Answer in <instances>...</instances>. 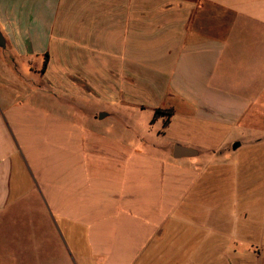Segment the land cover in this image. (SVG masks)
I'll use <instances>...</instances> for the list:
<instances>
[{
  "label": "crops",
  "instance_id": "0c3cea01",
  "mask_svg": "<svg viewBox=\"0 0 264 264\" xmlns=\"http://www.w3.org/2000/svg\"><path fill=\"white\" fill-rule=\"evenodd\" d=\"M0 30V230L48 264H264V0H0Z\"/></svg>",
  "mask_w": 264,
  "mask_h": 264
},
{
  "label": "rangeland",
  "instance_id": "374dc122",
  "mask_svg": "<svg viewBox=\"0 0 264 264\" xmlns=\"http://www.w3.org/2000/svg\"><path fill=\"white\" fill-rule=\"evenodd\" d=\"M209 184L210 185L207 186L206 193L210 195L209 197H206V200H205L207 206L212 205L213 203L212 193H213L214 182L211 181ZM238 193L240 196L241 193L239 191ZM208 194L206 195L208 196ZM206 219H207V222H213V216L210 214V212L208 213V217ZM13 223L14 224H12L11 227L0 230V251L5 250L4 253L6 254L9 253L15 256L19 255L21 254L20 244L24 242L25 244L28 243L29 245L28 255H29L30 260H33L35 255L40 253L39 256L41 257V259H44L45 261L47 260L48 261L47 264L50 263L51 257H53L55 253L54 251H52L51 247H47V248L37 247L36 242L38 240L34 242V239L37 238L38 234L33 233L34 228L33 226H31L32 224L30 223L22 224L23 223L22 216L14 220ZM32 237L34 239H31ZM9 243L11 244L10 246H9ZM4 244H5V247L7 248H4ZM222 264H229V263L223 260Z\"/></svg>",
  "mask_w": 264,
  "mask_h": 264
},
{
  "label": "water",
  "instance_id": "95a60500",
  "mask_svg": "<svg viewBox=\"0 0 264 264\" xmlns=\"http://www.w3.org/2000/svg\"><path fill=\"white\" fill-rule=\"evenodd\" d=\"M0 45L5 46V39L0 30ZM198 153V151L191 147H184L180 144H176L174 148V156L176 158L184 157V156H194Z\"/></svg>",
  "mask_w": 264,
  "mask_h": 264
},
{
  "label": "trees",
  "instance_id": "16d2710c",
  "mask_svg": "<svg viewBox=\"0 0 264 264\" xmlns=\"http://www.w3.org/2000/svg\"><path fill=\"white\" fill-rule=\"evenodd\" d=\"M164 115V116H167L168 120L169 118L172 116L173 114V110L172 109H162V108H157L155 110V116H158V115Z\"/></svg>",
  "mask_w": 264,
  "mask_h": 264
}]
</instances>
